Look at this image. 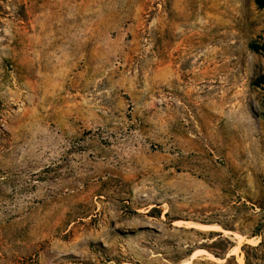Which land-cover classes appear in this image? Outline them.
Returning a JSON list of instances; mask_svg holds the SVG:
<instances>
[{
	"label": "rangeland",
	"instance_id": "obj_1",
	"mask_svg": "<svg viewBox=\"0 0 264 264\" xmlns=\"http://www.w3.org/2000/svg\"><path fill=\"white\" fill-rule=\"evenodd\" d=\"M252 44L256 0H0V264H264Z\"/></svg>",
	"mask_w": 264,
	"mask_h": 264
},
{
	"label": "bare ground",
	"instance_id": "obj_2",
	"mask_svg": "<svg viewBox=\"0 0 264 264\" xmlns=\"http://www.w3.org/2000/svg\"><path fill=\"white\" fill-rule=\"evenodd\" d=\"M178 223H179V221H178ZM185 223H188L189 226H194V227H196V225H192L193 223L190 224L191 222H189V221H186ZM197 227H198V225H197ZM201 229L209 230V231L225 232V233L229 232L228 230L224 229V228H223L221 225H219V224L201 225ZM237 235L241 237V240L244 239L243 236H241V235H239V234H237ZM236 249H237V248H236ZM202 251H203V250H202ZM203 252H206V251L204 250ZM199 253H200V251H196V252H194V253L191 255V257H195V255H197V254H199ZM207 254H208V257H209V258L217 259V258L213 257L211 254H209V253H207ZM189 263H190V262H189ZM183 264H184V263H183ZM186 264H187V262H186Z\"/></svg>",
	"mask_w": 264,
	"mask_h": 264
},
{
	"label": "trees",
	"instance_id": "obj_3",
	"mask_svg": "<svg viewBox=\"0 0 264 264\" xmlns=\"http://www.w3.org/2000/svg\"><path fill=\"white\" fill-rule=\"evenodd\" d=\"M256 3L258 4L259 7L264 8V0H256ZM251 48L255 51H264V45H258V44H252ZM257 85H262L264 84V75L260 76L257 81ZM219 236H223V233H219Z\"/></svg>",
	"mask_w": 264,
	"mask_h": 264
}]
</instances>
